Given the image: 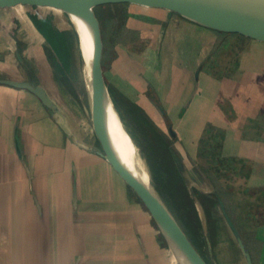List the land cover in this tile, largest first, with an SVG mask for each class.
<instances>
[{"label":"crops","instance_id":"obj_1","mask_svg":"<svg viewBox=\"0 0 264 264\" xmlns=\"http://www.w3.org/2000/svg\"><path fill=\"white\" fill-rule=\"evenodd\" d=\"M46 6H0V264H177L142 201L101 154L78 90L75 32L61 13L48 16ZM153 17L124 26L117 66L126 73L147 70L143 59L152 43L164 49L166 42L168 48L175 31L187 29L195 95L207 98L209 92L202 121L219 128L218 140L231 147L227 155L250 161L249 185L264 187L263 85L248 75L224 80L227 95L201 92L206 28L169 10L157 9ZM128 76L136 84L134 94L145 92L157 113L167 115L164 121L180 120L184 135L187 115L199 106L195 99L190 102L188 94L185 105L167 104L164 90L150 83L154 77L144 82ZM5 81L26 82L41 96ZM121 123L123 138L147 165L124 115ZM226 232L225 247L218 246L221 236L216 244L210 241L215 255L230 251L219 264H248L247 254ZM261 257L264 264V237Z\"/></svg>","mask_w":264,"mask_h":264},{"label":"rangeland","instance_id":"obj_2","mask_svg":"<svg viewBox=\"0 0 264 264\" xmlns=\"http://www.w3.org/2000/svg\"><path fill=\"white\" fill-rule=\"evenodd\" d=\"M68 8L72 12L77 9ZM45 9L50 17H53L54 11L61 13L63 18L66 17L60 9L48 6ZM157 9L168 10L143 0H102L92 7L100 30V62L106 87L131 127L141 155L146 160L152 183L205 262L219 264V261L229 259L230 251L227 255H215L210 243L213 241L216 244V237L221 236L224 239L220 243L217 241L218 246L226 245L227 236L224 237L223 233L228 231L229 238H234L247 254L246 261L248 259L250 264H263L261 247L264 237V187L254 189L255 186L249 185L250 161L236 155H227L231 147L226 141L220 138L218 140L221 134L219 128L208 120L205 123L202 121L206 117L204 108L209 92L205 93L207 98L195 95L198 87L195 88L197 83L192 80L194 67L187 65L190 54L189 31L178 28L174 42L169 40L168 48H165L164 42V49L160 48L162 43L156 49V43L153 42L151 50L143 59L147 70L143 66L141 72L134 73L135 70L131 68L126 73L123 70L125 67L122 69L117 66L120 53L118 45L123 37L121 32L124 26L129 21L152 22ZM174 14L179 19L205 27L208 33L206 57L199 73L201 83L198 85H201V92L203 89L226 93L224 80L236 82L248 75H252L255 82L264 87V81H261L264 80V41L239 32L204 26L179 13ZM44 23L48 25V22ZM76 40L78 42L77 35ZM81 68L82 60L78 51V90L90 119L88 89ZM128 74L139 75L143 81L147 78L146 82L151 76L154 77L152 79L155 81L151 82V79L150 83L153 87L164 90L167 104L185 105L188 94L190 102L195 99L193 103L199 106L187 115L190 127L184 135L179 128L180 120L173 116L174 124L164 121L167 115L157 113L145 92L141 94L138 91L134 94L132 87H136V84ZM262 110L264 120V106ZM199 133L200 136L195 141L193 136L196 138ZM227 221L233 226V230ZM159 235L161 241H165L161 233ZM160 244L163 245V242ZM164 245L169 253L166 242Z\"/></svg>","mask_w":264,"mask_h":264},{"label":"water","instance_id":"obj_3","mask_svg":"<svg viewBox=\"0 0 264 264\" xmlns=\"http://www.w3.org/2000/svg\"><path fill=\"white\" fill-rule=\"evenodd\" d=\"M102 0H0V6L11 5L14 3H25L32 5H47L62 10L68 7H77L83 4H88L91 12L92 7L97 2ZM157 4L170 11L181 14L182 16L195 21L204 26L211 28L235 31L243 35L256 39L253 34L264 33V0H143ZM202 22V23H201ZM204 23V24H203ZM207 24V25H205ZM91 25L93 27V53L91 57V74L92 87L96 97L103 94L104 89H107L100 57L102 50V43L100 37V30L98 22L91 13ZM260 40V39H256ZM262 41V40H260ZM80 54V52H79ZM81 57V55H80ZM82 72V68H81ZM8 84L16 85L34 94L41 96L39 88L32 87L28 83H15L5 81ZM91 113V112H90ZM91 126L93 132L101 146V154L111 164V166L119 173L124 181L134 190L136 195L142 201L152 219L156 223L159 232L163 236L168 247L167 238L164 231L159 227L156 221V215L162 217L166 222L168 228L172 231L178 243L185 250L189 258L194 264H207L196 248L192 245L189 238L183 232L173 215L161 208L159 202L151 195L147 188L141 184L119 161L115 153L112 151L109 143L105 139L99 122L91 113ZM222 210L223 207L220 204ZM168 208V207H167ZM224 214V211H223ZM225 217L226 214H224ZM228 222V221H227ZM229 223V222H228ZM229 225H231L229 223ZM231 229L233 226H230ZM233 230V229H232ZM169 249V248H168ZM248 264L249 261H248Z\"/></svg>","mask_w":264,"mask_h":264},{"label":"bare ground","instance_id":"obj_4","mask_svg":"<svg viewBox=\"0 0 264 264\" xmlns=\"http://www.w3.org/2000/svg\"><path fill=\"white\" fill-rule=\"evenodd\" d=\"M62 12L65 13L67 20L77 35V47L82 60L83 78L88 89L90 112L99 122L105 139L109 143V146L119 161L141 184L147 188L151 195H153V197L159 202L161 208L165 211H168L167 205L151 181V175L148 166L144 161H142L140 157L135 154L133 149L130 147L129 142L123 138L125 131L123 124L121 123L123 113L113 99V96L108 89H104L103 94L100 97H96L94 93L90 65L93 53V27L91 25V9L89 5L85 3L83 5L77 6L76 11L74 12H72L69 8H63ZM253 35L256 37V39L264 41V33ZM127 162L145 179V181L149 183L156 193L143 180V178L131 168ZM156 221L166 235L168 247L173 253L177 264H194L185 250L178 243L177 239L173 235L172 231L168 228L162 217L156 215Z\"/></svg>","mask_w":264,"mask_h":264},{"label":"trees","instance_id":"obj_5","mask_svg":"<svg viewBox=\"0 0 264 264\" xmlns=\"http://www.w3.org/2000/svg\"><path fill=\"white\" fill-rule=\"evenodd\" d=\"M204 171V170H203ZM204 173L206 174V172L204 171ZM207 175V174H206ZM202 196V195H201ZM200 197V196H199ZM168 203V202H167ZM169 206H170V204H169Z\"/></svg>","mask_w":264,"mask_h":264}]
</instances>
